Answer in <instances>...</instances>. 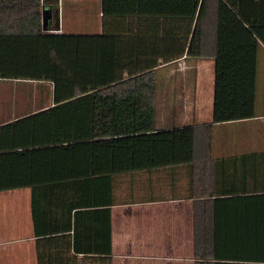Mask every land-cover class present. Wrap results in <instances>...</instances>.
<instances>
[{
  "label": "trees",
  "instance_id": "1",
  "mask_svg": "<svg viewBox=\"0 0 264 264\" xmlns=\"http://www.w3.org/2000/svg\"><path fill=\"white\" fill-rule=\"evenodd\" d=\"M101 8V33L48 32L42 0H0V81L45 91L36 109L0 119V191L31 189L39 264H113L111 222L106 245L96 223L72 226V213L110 217L117 175L182 164L192 168V192H203L197 264H264V193L213 198L199 177L215 125L256 116L264 0H102ZM186 55L214 58L213 121L159 129L155 69ZM42 213L57 225L39 229ZM38 234L50 243L46 263Z\"/></svg>",
  "mask_w": 264,
  "mask_h": 264
},
{
  "label": "crops",
  "instance_id": "2",
  "mask_svg": "<svg viewBox=\"0 0 264 264\" xmlns=\"http://www.w3.org/2000/svg\"><path fill=\"white\" fill-rule=\"evenodd\" d=\"M101 7L102 0H42L43 30L101 33ZM176 63H184L185 67L159 74L161 67ZM155 71L159 91L161 83L165 85V102L156 114L159 129L212 123V56L186 55L169 62L160 59ZM257 82L256 116L215 125L213 156L205 161L209 163L205 175L199 176L207 181L213 198L264 193V46L258 53ZM200 163L202 160H195V173H201ZM191 174V166L182 164L117 175L110 217L100 210H85L76 215L73 212L72 226L96 223L102 232L101 241L107 245L110 221L113 264H197L201 259L194 249V209L203 192H192ZM31 195L28 187L0 191V264H39ZM128 196L130 200H125ZM57 223L55 216H39V229ZM44 235L38 234V249L46 263L50 243H45ZM79 243L89 246L85 238ZM51 244L59 250L63 243L56 240ZM72 252L75 253L74 248ZM83 255L79 252V262Z\"/></svg>",
  "mask_w": 264,
  "mask_h": 264
},
{
  "label": "rangeland",
  "instance_id": "3",
  "mask_svg": "<svg viewBox=\"0 0 264 264\" xmlns=\"http://www.w3.org/2000/svg\"><path fill=\"white\" fill-rule=\"evenodd\" d=\"M64 18H66V12L64 13ZM183 64V66H182ZM176 63L172 65H165L159 69V74L169 73L172 68H179L185 67L184 63ZM178 75V74H177ZM164 83L157 88V96H156V103L159 102L158 106V113L162 111V105L164 104L165 100L163 97L164 94ZM38 95V98H37ZM45 95V91H41L40 88L35 89L34 84H27L25 82L20 81H0V119L3 115H6L13 112H27L33 109H36L43 103L42 98ZM30 98L34 99L30 101ZM38 99V102H36ZM20 112V113H22ZM161 116L159 115V118ZM228 129V128H226ZM237 135V133H235Z\"/></svg>",
  "mask_w": 264,
  "mask_h": 264
}]
</instances>
